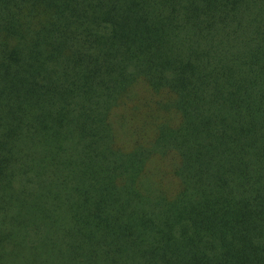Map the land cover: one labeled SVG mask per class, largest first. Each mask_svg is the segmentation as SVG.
Returning a JSON list of instances; mask_svg holds the SVG:
<instances>
[{
  "label": "trees",
  "instance_id": "trees-1",
  "mask_svg": "<svg viewBox=\"0 0 264 264\" xmlns=\"http://www.w3.org/2000/svg\"><path fill=\"white\" fill-rule=\"evenodd\" d=\"M0 264H264V0H0Z\"/></svg>",
  "mask_w": 264,
  "mask_h": 264
},
{
  "label": "rangeland",
  "instance_id": "rangeland-1",
  "mask_svg": "<svg viewBox=\"0 0 264 264\" xmlns=\"http://www.w3.org/2000/svg\"><path fill=\"white\" fill-rule=\"evenodd\" d=\"M141 90H143V87H141V88L139 89V98L144 96V93H143V91H141Z\"/></svg>",
  "mask_w": 264,
  "mask_h": 264
}]
</instances>
